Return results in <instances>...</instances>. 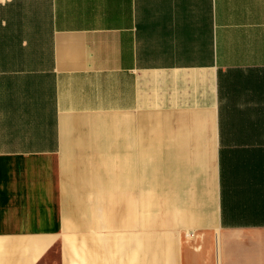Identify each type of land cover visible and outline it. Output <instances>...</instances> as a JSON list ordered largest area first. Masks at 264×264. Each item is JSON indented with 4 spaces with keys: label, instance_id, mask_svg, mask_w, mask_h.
Masks as SVG:
<instances>
[{
    "label": "crops",
    "instance_id": "crops-1",
    "mask_svg": "<svg viewBox=\"0 0 264 264\" xmlns=\"http://www.w3.org/2000/svg\"><path fill=\"white\" fill-rule=\"evenodd\" d=\"M87 129L122 194L124 160L174 185L172 228L112 237L114 264H264V0H0V264H70L59 173Z\"/></svg>",
    "mask_w": 264,
    "mask_h": 264
},
{
    "label": "rangeland",
    "instance_id": "rangeland-1",
    "mask_svg": "<svg viewBox=\"0 0 264 264\" xmlns=\"http://www.w3.org/2000/svg\"><path fill=\"white\" fill-rule=\"evenodd\" d=\"M88 132V129L80 132L81 142L65 150L62 156L60 191L63 192L66 213L61 236L68 239L81 237L64 245L70 264H105V259L109 264L112 259L120 257L117 249L113 252L119 243L112 237L117 234L143 233L141 242L149 243V233L172 228V220L170 226L167 225L165 198L169 201L171 192L174 197V185L157 184L160 183L158 178L163 179L160 166L137 170L136 161L124 160L126 165L131 164V171L126 181L128 186L122 194V163L119 157H114L111 138L105 137L87 146L83 139ZM154 162L160 160H154L153 165ZM155 178L154 184L145 183ZM155 199L159 201L155 202ZM143 256L144 264H152L153 253L144 251ZM170 259L171 256L165 257L168 263ZM52 264H59L57 256Z\"/></svg>",
    "mask_w": 264,
    "mask_h": 264
},
{
    "label": "bare ground",
    "instance_id": "bare-ground-1",
    "mask_svg": "<svg viewBox=\"0 0 264 264\" xmlns=\"http://www.w3.org/2000/svg\"><path fill=\"white\" fill-rule=\"evenodd\" d=\"M97 133H98V132H95V134H93V137H97ZM104 134L110 137V133L108 134V133H106V131H105ZM100 137H104V136L102 135V133L100 134Z\"/></svg>",
    "mask_w": 264,
    "mask_h": 264
}]
</instances>
